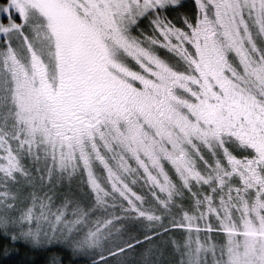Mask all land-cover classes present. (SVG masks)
I'll list each match as a JSON object with an SVG mask.
<instances>
[{"label":"snow or ice","instance_id":"snow-or-ice-1","mask_svg":"<svg viewBox=\"0 0 264 264\" xmlns=\"http://www.w3.org/2000/svg\"><path fill=\"white\" fill-rule=\"evenodd\" d=\"M46 264H264V0H0V241Z\"/></svg>","mask_w":264,"mask_h":264},{"label":"trees","instance_id":"trees-1","mask_svg":"<svg viewBox=\"0 0 264 264\" xmlns=\"http://www.w3.org/2000/svg\"><path fill=\"white\" fill-rule=\"evenodd\" d=\"M190 3V0H187ZM48 253L44 249L30 246L22 240H17L4 248L3 241H0V264H46ZM70 258L65 256L67 264ZM74 264H86L85 258H71Z\"/></svg>","mask_w":264,"mask_h":264},{"label":"rangeland","instance_id":"rangeland-1","mask_svg":"<svg viewBox=\"0 0 264 264\" xmlns=\"http://www.w3.org/2000/svg\"><path fill=\"white\" fill-rule=\"evenodd\" d=\"M185 3H187V0H185ZM20 240H22V241H25V240H23V239H20ZM26 243H28L27 241H25ZM29 244V243H28ZM30 246H32L31 244H29ZM33 247V246H32ZM80 258H85V259H87L86 257H80Z\"/></svg>","mask_w":264,"mask_h":264}]
</instances>
